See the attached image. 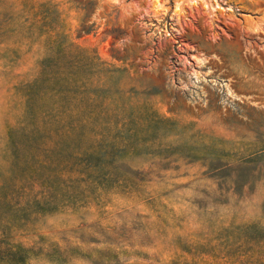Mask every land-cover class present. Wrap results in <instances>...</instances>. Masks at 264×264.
<instances>
[{"label":"rangeland","instance_id":"rangeland-1","mask_svg":"<svg viewBox=\"0 0 264 264\" xmlns=\"http://www.w3.org/2000/svg\"><path fill=\"white\" fill-rule=\"evenodd\" d=\"M0 264H264V0H0Z\"/></svg>","mask_w":264,"mask_h":264},{"label":"trees","instance_id":"trees-1","mask_svg":"<svg viewBox=\"0 0 264 264\" xmlns=\"http://www.w3.org/2000/svg\"><path fill=\"white\" fill-rule=\"evenodd\" d=\"M72 1H74V0H72Z\"/></svg>","mask_w":264,"mask_h":264}]
</instances>
